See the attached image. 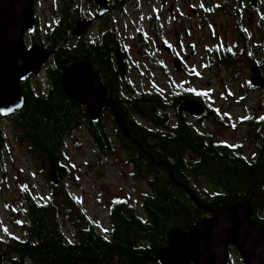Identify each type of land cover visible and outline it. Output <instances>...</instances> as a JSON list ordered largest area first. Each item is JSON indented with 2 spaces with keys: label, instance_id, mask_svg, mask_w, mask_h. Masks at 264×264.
I'll use <instances>...</instances> for the list:
<instances>
[{
  "label": "trees",
  "instance_id": "trees-1",
  "mask_svg": "<svg viewBox=\"0 0 264 264\" xmlns=\"http://www.w3.org/2000/svg\"><path fill=\"white\" fill-rule=\"evenodd\" d=\"M112 1L117 13L122 14L129 4L138 0ZM73 4L75 0H61L60 14L44 36L53 51V58L44 69L48 83L46 90L37 91L30 79L21 83L23 107L0 118V122H5L7 128L14 131L17 141L29 144L33 155L51 160L59 178L58 186L51 185L52 197L48 202L37 201L23 185L24 239L7 235L0 238L3 261L9 264L25 261L31 264H161L158 256L168 247L172 231H186L223 205L248 199L252 204L253 222L264 228V133L260 134V130L253 133L257 149L248 160L224 143L202 139L208 134L192 131L188 125L182 124L179 116L175 117L174 123H165L166 112L160 111L174 109L176 112L179 100L183 99L181 92L170 102H165L158 92L137 93L130 86L125 89V99L117 95L116 89L121 91L124 83L113 59L114 50L120 48L115 26L102 32L101 42L98 39H80L69 44L71 28L80 17L79 8ZM152 19L150 15L149 20ZM159 19L160 16H156L158 31ZM35 21L29 42L43 44L38 21ZM260 24L263 29L261 45L264 46L263 18ZM256 55H246L248 65L257 66L262 72L264 47L261 61ZM215 57V66L228 68L235 63L237 53L222 48L215 52ZM81 61L87 62L99 75L106 97L115 102L125 122L127 135L117 128L115 133L120 138L122 149L130 154L128 163L134 170L133 175L147 176L149 187L140 202L141 213L122 200L114 201L108 209V227L101 232L71 200L62 185L63 180L71 179L63 163L66 138L76 130L86 128L101 157L112 153V141L102 124V116L97 123H91L85 109L63 93V74ZM208 120L213 125L221 123L218 112L211 107ZM165 129L170 136L164 135ZM6 139L0 125V161ZM187 153L196 157L195 162L188 161ZM204 177L209 179L215 190H219L206 195L207 199L193 186ZM59 197L60 201L55 200ZM65 202L71 212L73 240L70 242L58 226L64 216L60 205ZM65 218L68 219L67 216Z\"/></svg>",
  "mask_w": 264,
  "mask_h": 264
},
{
  "label": "rangeland",
  "instance_id": "rangeland-1",
  "mask_svg": "<svg viewBox=\"0 0 264 264\" xmlns=\"http://www.w3.org/2000/svg\"><path fill=\"white\" fill-rule=\"evenodd\" d=\"M60 4L61 0L33 2L34 16L43 39L60 14ZM74 5L80 14L91 16L95 12L93 0H75ZM150 15L152 20H149ZM156 16H160L157 21L159 31ZM262 18L264 0H258L255 11L250 9L248 0H169L166 8L159 0H138L129 4L122 14L114 13L111 26H115L117 32L118 49L126 54L123 88L130 86L137 93L164 95L179 94L181 89L182 92L199 93L207 105L218 112L221 121L218 125L205 122L203 132L251 160L257 149L253 133L256 130L264 133V92L250 86L246 55L256 53L258 61L263 59ZM108 28L110 26L103 23L97 25L91 30L90 38L96 40L100 31ZM175 28L181 34L184 31L190 33L189 39L180 38V42L184 41L183 47L177 48L173 37ZM24 39L30 46L29 35ZM76 41L72 39L71 44ZM43 44L47 46L45 39ZM190 44L194 45L196 53L186 60V56L191 55ZM222 48L237 53L233 66H215V52ZM175 60L181 61L182 72L176 69ZM262 75L264 77V68ZM30 81L39 92H44L48 86L42 70ZM102 124L112 141V153L101 157L86 128L76 130L66 138L63 160L71 179L62 182L71 200L100 232L108 227V209L114 201L122 200L141 213V199L149 190L147 176L133 175L134 170L128 163L130 154L122 149L118 139H113L115 126L108 113L102 114ZM0 125L7 138L0 161V238L7 235L22 240L25 223L21 202L23 185L39 202L49 201L52 186L40 168V157L31 153L29 144L17 141L14 131L7 128L5 122L1 121ZM195 189L206 199L215 191L219 192L206 178L199 179ZM55 200L60 201V197ZM60 209L64 216L58 226L70 242L73 231L69 204H61ZM229 253L230 264H243L233 247Z\"/></svg>",
  "mask_w": 264,
  "mask_h": 264
},
{
  "label": "water",
  "instance_id": "water-1",
  "mask_svg": "<svg viewBox=\"0 0 264 264\" xmlns=\"http://www.w3.org/2000/svg\"><path fill=\"white\" fill-rule=\"evenodd\" d=\"M248 1L251 10L258 8L257 0ZM93 3L97 18L108 13V0H93ZM166 3L167 0H159L162 6ZM87 25L88 21L75 23L71 37H80ZM34 28L33 0H0V118L23 107L20 84L44 69L53 57V51L45 45L25 44V36ZM190 51L195 54L193 46ZM113 56L116 70L123 77L125 66L121 50H115ZM174 65L180 71L178 65ZM249 83L264 92V78L257 66L249 68ZM61 84L65 97L81 105L91 123H97L101 112L108 109L116 127L127 135L122 116L115 104L107 99L99 75L87 62H78L67 69ZM178 110L192 117H198L203 112L200 104L189 101L182 102ZM39 162L50 184L58 185L59 178L51 160L40 157ZM262 185L264 187V177ZM232 247L243 264H264V228L257 227L253 222L249 199L223 205L186 231H172L168 247L159 254L158 260L161 264H228L229 249ZM2 262L0 254V264Z\"/></svg>",
  "mask_w": 264,
  "mask_h": 264
},
{
  "label": "flooded vegetation",
  "instance_id": "flooded-vegetation-1",
  "mask_svg": "<svg viewBox=\"0 0 264 264\" xmlns=\"http://www.w3.org/2000/svg\"><path fill=\"white\" fill-rule=\"evenodd\" d=\"M168 3H169V0H167V3H166V5L165 6H162V7H164V8H166L167 6H168ZM116 6H115V4L113 3V1L111 0V1H109L108 0V13L106 14V15H104L103 17H101V18H97V10H96V8H95V6H94V8H93V11L95 10V12L90 16V15H88V14H85V13H81V14H79V20H77L75 23H77V22H80V21H88V25L86 26V28H85V30H84V32H83V34L80 36V37H78V38H70V42H69V44H71V40L72 39H76L77 41L78 40H82V39H88V40H92L91 38H90V33H91V30L92 29H94L97 25H99V24H101V23H103V25L104 24H106V26H110V28H108V29H111L112 27V25L114 24V22H112V17H113V15H114V13H117V11H116V8H115ZM173 8L171 7V10H172ZM251 17H253V15L251 14L250 15ZM35 20H36V18H35ZM75 23H74V25H75ZM35 25H36V21H35ZM74 25H73V27H74ZM72 27V28H73ZM72 28H71V30H72ZM33 31V30H32ZM31 31V32H32ZM31 32H29L27 35H29ZM71 32V31H70ZM102 30L100 31V33H99V37L97 38L98 40L99 39H102ZM184 35V37H182ZM30 36V35H29ZM173 37H174V39H175V41H176V45H177V48H179V47H183L184 46V41H182V42H180V38H185V39H189L190 38V33L188 32V31H184L183 32V34H181L180 33V31L178 30V29H174L173 30ZM30 41V40H29ZM76 41V42H77ZM99 42H101V40H99ZM183 44V45H182ZM29 45H34V44H30V42H29ZM39 45H43V44H39ZM46 46V45H45ZM191 46H193L194 47V45L193 44H190L189 45V49L191 48ZM47 47H48V45H47ZM49 48V47H48ZM50 50V49H49ZM115 50H117V49H115ZM114 50V51H115ZM195 50V49H194ZM122 52V51H121ZM191 52V51H190ZM195 53H196V51H195ZM113 54H114V52H113ZM193 56H195V54L194 55H190V56H186V60H188L190 57H193ZM126 54L124 53V52H122V58H123V62H124V66H126L125 64H127V62L125 61L126 60ZM53 58V57H52ZM51 58V59H52ZM113 59H114V56H113ZM174 63H176L177 65H178V67L180 68V71L179 72H182L183 71V68H182V66H181V61H179V60H175L174 61ZM46 66H47V64H46ZM45 66V67H46ZM252 66V65H251ZM250 66V67H251ZM45 67H44V69H45ZM44 69H42V71H44ZM126 69H125V74H126ZM38 74V73H37ZM261 75H262V72H261ZM125 76V75H124ZM262 77H263V75H262ZM100 78V77H99ZM264 78V77H263ZM31 79V78H30ZM101 80V79H100ZM182 90V89H181ZM180 90V92L183 94L182 96H183V99H181V100H179V103H178V106H177V111L175 112V110L174 109H166V111L165 110H161L160 112H163V113H165L166 112V117H167V119H165V123L166 124H171V123H174L173 121L174 120H176V118L175 117H177V116H179V118L182 120V124L183 125H188L189 127H190V129L192 130V131H194V132H197V133H202V134H208V133H204L203 132V130H202V128H204V125H205V122H207V123H210L211 124V122L208 120V117H209V106L207 105V103H206V101L205 100H203L200 96H199V93H191V92H182V91H184V90H182L181 91ZM116 92H117V95H122V97H123V99H125V97L124 96H126V91H125V89L124 88H122V90L120 91V90H118V89H116ZM142 93V92H141ZM144 93H149V92H144ZM174 94H176V93H174ZM161 96H162V98L164 99V101L165 102H170L171 100H173L172 98L175 96V97H177V96H179L178 94H176V95H173V94H170V95H164V94H160ZM202 96V95H201ZM118 97V96H117ZM107 99H109V98H107ZM110 101H112L113 103H115L112 99H109ZM184 101H189V102H195V103H198V104H200L201 106H202V108H203V112H202V114L200 115V116H198V117H192L191 115H189V114H187V113H184V112H180L179 110H178V107L180 106V104L182 103V102H184ZM104 113H108L109 114V110L108 109H104L102 112H101V116H102V114H104ZM162 113V114H163ZM175 114H177V115H175ZM100 116V117H101ZM109 116H110V114H109ZM110 119H111V117H110ZM112 120V119H111ZM112 122H113V120H112ZM113 124H114V122H113ZM114 126H115V128H117L116 127V125L114 124ZM118 129V128H117ZM119 130V129H118ZM166 131H164V135H166V136H170V133L168 132V130L167 129H165ZM115 132H116V129H115ZM109 139H110V137H109ZM113 139H120L117 135H116V133H115V135H114V137H113ZM202 139H213V136L212 135H210V134H208V136H206V135H204V138H202ZM186 157H187V159H188V161L191 163V162H195V160H196V157L193 155H191V154H186L185 155ZM204 178H206V177H204ZM201 179V178H200ZM206 179H208V178H206ZM209 180V179H208ZM199 181V180H198ZM194 186V188H195V185H193ZM31 263V262H30ZM23 264H25V263H23Z\"/></svg>",
  "mask_w": 264,
  "mask_h": 264
}]
</instances>
